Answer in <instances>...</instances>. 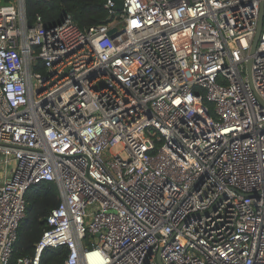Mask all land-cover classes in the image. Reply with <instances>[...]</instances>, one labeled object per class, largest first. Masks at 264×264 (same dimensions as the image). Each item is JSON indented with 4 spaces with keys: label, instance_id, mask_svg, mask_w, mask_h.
Returning a JSON list of instances; mask_svg holds the SVG:
<instances>
[{
    "label": "built area",
    "instance_id": "1",
    "mask_svg": "<svg viewBox=\"0 0 264 264\" xmlns=\"http://www.w3.org/2000/svg\"><path fill=\"white\" fill-rule=\"evenodd\" d=\"M26 1L0 4V264H264V0H107L85 29ZM44 182L60 203L13 262Z\"/></svg>",
    "mask_w": 264,
    "mask_h": 264
},
{
    "label": "trees",
    "instance_id": "2",
    "mask_svg": "<svg viewBox=\"0 0 264 264\" xmlns=\"http://www.w3.org/2000/svg\"><path fill=\"white\" fill-rule=\"evenodd\" d=\"M13 0H0V4H9ZM107 0H27L26 14L30 23L38 15L43 17L47 26L59 24L66 14H71L80 28L107 22ZM27 211L15 246L16 257L32 255L40 239L46 222L43 221L51 210L59 205L60 195L56 184L44 182L31 188L27 195ZM68 250L64 247L49 249L43 254L41 264H64Z\"/></svg>",
    "mask_w": 264,
    "mask_h": 264
},
{
    "label": "water",
    "instance_id": "3",
    "mask_svg": "<svg viewBox=\"0 0 264 264\" xmlns=\"http://www.w3.org/2000/svg\"><path fill=\"white\" fill-rule=\"evenodd\" d=\"M116 2H117L116 8L118 10H122V8H123L122 0H116ZM263 19H264V2L261 3L260 18H259L258 28H257L256 34H255V37H254L253 45H252V48H251V52H250L251 55H253L256 52L257 45H258V42H259V38H260L262 29H263ZM114 31H116L115 28L111 30V33H113ZM252 67H253V57H250L248 59V62H247V68H248V74H249L251 85L254 87ZM43 221L46 222L47 218L45 217L43 219Z\"/></svg>",
    "mask_w": 264,
    "mask_h": 264
},
{
    "label": "crops",
    "instance_id": "4",
    "mask_svg": "<svg viewBox=\"0 0 264 264\" xmlns=\"http://www.w3.org/2000/svg\"><path fill=\"white\" fill-rule=\"evenodd\" d=\"M13 168L14 164H9L6 167H0V185L11 175Z\"/></svg>",
    "mask_w": 264,
    "mask_h": 264
}]
</instances>
